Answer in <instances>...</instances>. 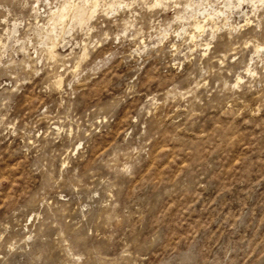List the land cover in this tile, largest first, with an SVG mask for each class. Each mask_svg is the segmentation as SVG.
Wrapping results in <instances>:
<instances>
[{
  "label": "rangeland",
  "instance_id": "rangeland-1",
  "mask_svg": "<svg viewBox=\"0 0 264 264\" xmlns=\"http://www.w3.org/2000/svg\"><path fill=\"white\" fill-rule=\"evenodd\" d=\"M155 1L0 0V264H264V0Z\"/></svg>",
  "mask_w": 264,
  "mask_h": 264
},
{
  "label": "bare ground",
  "instance_id": "bare-ground-1",
  "mask_svg": "<svg viewBox=\"0 0 264 264\" xmlns=\"http://www.w3.org/2000/svg\"><path fill=\"white\" fill-rule=\"evenodd\" d=\"M225 1V6H228V7H231L232 5H233V2H232V0H224ZM238 1H244V0H238ZM84 2L85 3H92V7H93V12L95 13V10H96V7H97V0H84ZM83 2V3H84ZM121 3V2H120ZM196 3V2H195ZM155 4L156 5H161L162 4V1L161 0H156L155 1ZM187 4H188V6H192L193 4H194V0H189L188 2H187ZM163 5V4H162ZM190 9V8H189ZM71 10H72V8H71ZM86 11H87V9H86V7H85V5L83 4L82 6H79V7H77L76 8V10L74 11V13H73V16H72V19H74L78 24H83V23H85L86 22V20L88 19V17H86ZM69 12H70V8H69V6H63L61 9H60V11L56 14V15H54V16H52L51 18H50V20L52 21V27L49 29V31H48V35H51L55 30H56V28H55V26H56V24H63L64 23V21H65V19H67V17L70 15L69 14ZM221 12V11H220ZM219 12V13H220ZM218 13V14H219ZM217 14V15H218ZM209 18H211L210 17V14H208L207 15ZM91 16H89V18H90ZM206 17V16H205ZM214 17V16H213ZM70 18V17H69ZM207 18V17H206ZM205 19V18H204ZM197 28H198V30H202L203 29V26L202 25H199V24H197ZM55 42V41H54Z\"/></svg>",
  "mask_w": 264,
  "mask_h": 264
}]
</instances>
